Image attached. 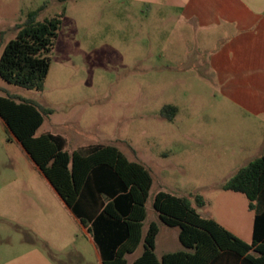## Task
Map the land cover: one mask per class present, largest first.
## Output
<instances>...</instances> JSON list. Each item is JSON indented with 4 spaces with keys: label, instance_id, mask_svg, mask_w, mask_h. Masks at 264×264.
<instances>
[{
    "label": "rangeland",
    "instance_id": "374dc122",
    "mask_svg": "<svg viewBox=\"0 0 264 264\" xmlns=\"http://www.w3.org/2000/svg\"><path fill=\"white\" fill-rule=\"evenodd\" d=\"M179 1L0 0V55L28 13L37 21L63 13L43 89L0 78V97L51 110L35 136L62 137L68 154L112 145L149 170L145 226L158 224V256L184 250L177 229L157 221L159 191L200 196L205 204L192 207L201 217L251 243L254 212L221 186L263 147V122L229 110L209 72L182 64L189 39L180 35L189 32ZM169 105L177 109L171 120L161 116ZM0 264H99L80 221L1 119Z\"/></svg>",
    "mask_w": 264,
    "mask_h": 264
},
{
    "label": "trees",
    "instance_id": "16d2710c",
    "mask_svg": "<svg viewBox=\"0 0 264 264\" xmlns=\"http://www.w3.org/2000/svg\"><path fill=\"white\" fill-rule=\"evenodd\" d=\"M63 13L37 21L30 12L15 26L16 35L2 49L0 78L8 84L41 91L49 72ZM174 106H165L161 116L173 119ZM49 109L29 101L16 102L0 97V119L13 139L22 147L63 203L87 227L97 246L102 264H127L125 256L142 243L141 255L131 264H264V154L250 161L229 178L221 188L242 194L254 212L251 243L234 236L212 218L201 217L192 207L203 206L200 196L181 198L159 191L152 206L159 221L178 229L184 250L154 253L158 226L151 222L144 236L145 202L152 185L149 171L129 161L115 146L93 147L88 153L74 150L68 154L60 136H35ZM264 135V125H263ZM90 190L96 199L93 214L83 209Z\"/></svg>",
    "mask_w": 264,
    "mask_h": 264
},
{
    "label": "crops",
    "instance_id": "0c3cea01",
    "mask_svg": "<svg viewBox=\"0 0 264 264\" xmlns=\"http://www.w3.org/2000/svg\"><path fill=\"white\" fill-rule=\"evenodd\" d=\"M179 5L180 22L189 32L188 37L187 33L180 35L181 40L189 39L182 64H192L198 72H209L229 110H237L249 120H259L264 125V0H180ZM262 145L261 155L264 154V135ZM96 198L90 190L83 209L85 215L94 213ZM145 220L142 236L149 224L155 222L151 220L145 226ZM157 221L161 223L158 215ZM82 231L89 236L97 260L102 264L99 250L87 227L82 225ZM159 232L158 227L154 253ZM163 243L160 241L161 246H164ZM139 247L140 253L133 256ZM137 249L125 256L127 264L141 255L142 243ZM166 253L172 252H161L159 256L155 253V256L160 259Z\"/></svg>",
    "mask_w": 264,
    "mask_h": 264
}]
</instances>
